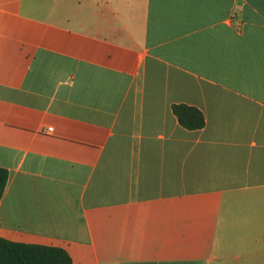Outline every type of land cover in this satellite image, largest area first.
Returning <instances> with one entry per match:
<instances>
[{
  "label": "crops",
  "instance_id": "obj_1",
  "mask_svg": "<svg viewBox=\"0 0 264 264\" xmlns=\"http://www.w3.org/2000/svg\"><path fill=\"white\" fill-rule=\"evenodd\" d=\"M0 167L8 241L264 264V0H0Z\"/></svg>",
  "mask_w": 264,
  "mask_h": 264
},
{
  "label": "trees",
  "instance_id": "obj_2",
  "mask_svg": "<svg viewBox=\"0 0 264 264\" xmlns=\"http://www.w3.org/2000/svg\"><path fill=\"white\" fill-rule=\"evenodd\" d=\"M180 124L188 130L205 127L204 114L196 107L173 106ZM8 181V171L0 167V201ZM0 264H72L69 254L60 248L11 242L0 237Z\"/></svg>",
  "mask_w": 264,
  "mask_h": 264
},
{
  "label": "built area",
  "instance_id": "obj_3",
  "mask_svg": "<svg viewBox=\"0 0 264 264\" xmlns=\"http://www.w3.org/2000/svg\"><path fill=\"white\" fill-rule=\"evenodd\" d=\"M48 130H49V132H52L53 131V128H49Z\"/></svg>",
  "mask_w": 264,
  "mask_h": 264
}]
</instances>
